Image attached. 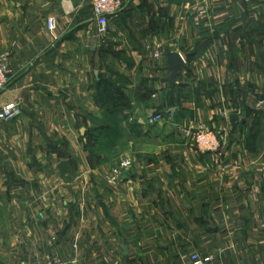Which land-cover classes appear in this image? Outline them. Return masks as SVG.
Instances as JSON below:
<instances>
[{"label":"crops","instance_id":"obj_1","mask_svg":"<svg viewBox=\"0 0 264 264\" xmlns=\"http://www.w3.org/2000/svg\"><path fill=\"white\" fill-rule=\"evenodd\" d=\"M90 3L0 0V110L22 112L0 121V264H264V0H123L105 36ZM168 51L185 62L172 96ZM97 82L144 134L119 175L124 158L93 154ZM232 114L217 155L183 138Z\"/></svg>","mask_w":264,"mask_h":264},{"label":"built area","instance_id":"obj_2","mask_svg":"<svg viewBox=\"0 0 264 264\" xmlns=\"http://www.w3.org/2000/svg\"><path fill=\"white\" fill-rule=\"evenodd\" d=\"M92 19L98 28V35L105 36L108 32L109 21L118 14L123 7V0H91ZM199 14L206 15L205 10H199ZM46 30L53 41L57 40L55 36V21L48 18L46 22ZM8 82V66L4 55H0V92L6 87ZM21 109L18 104L7 103L0 110V121L10 122L21 115ZM153 122H161V115L152 118ZM229 124L221 126L220 129L210 128L205 125L188 126L183 132V138L190 140L195 148L202 154L217 155L219 151L225 147L229 133ZM132 167L131 160L122 159L115 168L111 170L113 175H119L127 172ZM56 238H51L54 242ZM192 264H207L211 259L203 258L199 254H193L190 257ZM62 264V263H49Z\"/></svg>","mask_w":264,"mask_h":264},{"label":"rangeland","instance_id":"obj_3","mask_svg":"<svg viewBox=\"0 0 264 264\" xmlns=\"http://www.w3.org/2000/svg\"><path fill=\"white\" fill-rule=\"evenodd\" d=\"M105 84L108 86L107 87L104 86ZM104 85L102 86V92H101L102 98L103 99L108 98L109 94L111 93L114 98L111 104L106 103L105 105L108 108V111H106L107 117L105 118L104 124L110 126L111 130L110 132L108 131L106 132V138L103 137L105 135L101 132L96 133L93 136V140H94L93 143H97L95 148L93 149V154L96 155V153L101 152V153H106V154L110 153L111 156L117 155L120 158H124V156H129L131 158V154L129 150L131 149V147H133L134 150L136 149L137 143L141 141V138L143 137L144 134L138 133L137 131L131 133V130L128 124L126 127L123 126L125 124L124 120H122L119 117L118 112H119L120 107L124 105V99L122 98L124 97L123 95L124 93L120 91V89H118L120 91L119 94L111 90L109 86H114V85L110 83H104ZM137 97L138 98L140 97L138 93H137ZM161 117H162V120H164L165 115H161ZM93 123H96V125L97 124L101 125L100 121L93 122ZM221 126H224V125H220L219 127H217V129H220ZM114 133L116 134L114 135ZM138 138L139 140H137ZM111 143H112V147H111ZM70 171H73L75 173V169L73 167H71Z\"/></svg>","mask_w":264,"mask_h":264},{"label":"water","instance_id":"obj_4","mask_svg":"<svg viewBox=\"0 0 264 264\" xmlns=\"http://www.w3.org/2000/svg\"><path fill=\"white\" fill-rule=\"evenodd\" d=\"M164 57L166 60V83L168 85L169 95L172 96L176 86V80L181 71L184 69L185 62L180 54L174 51L166 52ZM174 111V108H170L166 111V113L169 114L170 117H172ZM228 119L231 130L233 131L235 129V124L238 121V116L232 114ZM80 133L82 135L84 133V130H81ZM124 176L126 177V173H124Z\"/></svg>","mask_w":264,"mask_h":264},{"label":"trees","instance_id":"obj_5","mask_svg":"<svg viewBox=\"0 0 264 264\" xmlns=\"http://www.w3.org/2000/svg\"><path fill=\"white\" fill-rule=\"evenodd\" d=\"M96 89H97V92H98V95H99V103H100V106H101V108L106 112V111H108V108L105 106L106 105V103H109V104H111L112 103V100L114 99L113 98V95H112V93L111 94H109V96H108V98H102V96H101V92H102V86L104 85V83H102V82H97L96 84ZM104 86H108V85H104ZM110 87V89L111 90H113L114 92H116L117 94H119V88H117L116 86H109ZM123 98V97H122ZM171 104H172V101L170 102ZM170 106H172V105H170ZM119 113V112H118ZM107 114V113H106ZM169 114H166L165 113V116H168ZM134 125L136 126L137 124L134 122ZM129 128L131 129V127L129 126ZM110 130H111V128H110V126H108L107 128H106V130H105V132H103V134L104 135H106V132L108 131V132H110ZM234 131V130H233ZM116 133H114V135H115Z\"/></svg>","mask_w":264,"mask_h":264}]
</instances>
